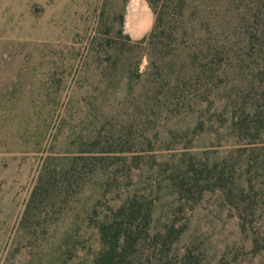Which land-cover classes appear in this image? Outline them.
<instances>
[{"label":"rangeland","instance_id":"374dc122","mask_svg":"<svg viewBox=\"0 0 264 264\" xmlns=\"http://www.w3.org/2000/svg\"><path fill=\"white\" fill-rule=\"evenodd\" d=\"M184 7L151 40L149 0H0V264H102L98 222L133 194L129 264H264V129L237 128L263 88L242 43L202 50L264 0Z\"/></svg>","mask_w":264,"mask_h":264},{"label":"trees","instance_id":"16d2710c","mask_svg":"<svg viewBox=\"0 0 264 264\" xmlns=\"http://www.w3.org/2000/svg\"><path fill=\"white\" fill-rule=\"evenodd\" d=\"M165 1L149 0L156 14L155 24L149 35L151 40L161 37L166 33L165 31L172 37L180 33L177 23L179 16L183 14L186 0H173L170 7H167V1ZM239 22L242 23L239 30L241 34L228 36L222 44L214 43L213 37L209 36L202 50L206 52L207 57L213 59L220 57L223 49L242 43L243 54L242 56L237 54L236 57H242V60L254 59L251 62L244 61H247L246 64H251L250 67L254 70L253 87H262L263 92L260 96L251 97L250 104L240 106L246 115L244 117L241 114L237 115V118L241 120L237 128L249 133L255 124V128L261 132L264 129V16L260 12L251 15L250 11H246ZM236 37L237 40H235ZM151 216V207H147L137 194L128 196L116 209L112 207V213L98 222L102 247L99 255L96 256L97 263H131L138 242L143 236L142 233L150 226Z\"/></svg>","mask_w":264,"mask_h":264}]
</instances>
